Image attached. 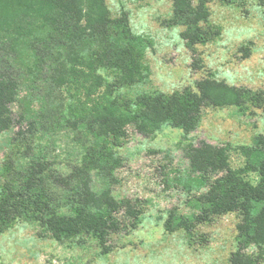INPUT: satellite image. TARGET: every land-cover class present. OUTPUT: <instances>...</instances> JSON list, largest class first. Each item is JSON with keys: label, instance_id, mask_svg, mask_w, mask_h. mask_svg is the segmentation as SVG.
Returning a JSON list of instances; mask_svg holds the SVG:
<instances>
[{"label": "trees", "instance_id": "trees-1", "mask_svg": "<svg viewBox=\"0 0 264 264\" xmlns=\"http://www.w3.org/2000/svg\"><path fill=\"white\" fill-rule=\"evenodd\" d=\"M208 21L205 0H174L169 22L188 27L183 37L190 45L215 37ZM148 46L147 38L133 33L128 16L115 21L108 0H0V131L18 128L0 165V231L29 221L59 241L95 238L109 252L111 234L136 227L142 218L112 187L119 165L115 148L128 124L144 135L164 125L189 134L206 107L264 106V91L208 77L196 90L147 95L136 105L115 98V87L149 76ZM72 58L82 60V69ZM241 148L246 164L233 168L226 146L207 140L187 146L193 181L204 189L192 199L200 211L171 212L165 225L192 235L198 224L237 211L230 264H260L264 140ZM250 172L259 174L258 182L248 179ZM253 245L258 249L251 252Z\"/></svg>", "mask_w": 264, "mask_h": 264}, {"label": "rangeland", "instance_id": "rangeland-1", "mask_svg": "<svg viewBox=\"0 0 264 264\" xmlns=\"http://www.w3.org/2000/svg\"><path fill=\"white\" fill-rule=\"evenodd\" d=\"M173 4L174 0H108L115 21L128 16L133 33L149 40V76L115 87V98L136 105L147 95L196 90L205 77L264 91V0H205L206 25L215 37L196 45L183 37L186 25L170 24ZM71 61L82 69L80 58ZM17 129L0 131V165ZM259 137L264 140V106L246 111L235 106L206 107L200 126L189 134L164 125L144 135L128 124L122 144L115 148L119 165L112 187L117 199L140 209L138 225L111 234V250L105 252L95 238L59 241L36 223L18 221L0 231V264H230L239 212L202 222L192 235L182 227L169 231L165 223L171 212L200 211L192 199L204 189H198L190 172L186 156L190 143L207 140L226 146L231 166L241 168L246 164L241 147L253 145ZM59 139L58 149L64 151L67 138ZM248 179L258 182L259 174L250 172ZM121 215H128L126 209ZM257 249L253 245L249 251Z\"/></svg>", "mask_w": 264, "mask_h": 264}]
</instances>
